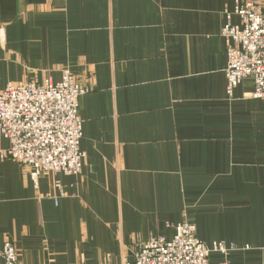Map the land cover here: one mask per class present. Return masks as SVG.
<instances>
[{"label": "crops", "instance_id": "crops-1", "mask_svg": "<svg viewBox=\"0 0 264 264\" xmlns=\"http://www.w3.org/2000/svg\"><path fill=\"white\" fill-rule=\"evenodd\" d=\"M236 3L0 0V90L65 69L87 88L81 173L35 183L0 138V264L7 240L17 264H134L185 219L234 246L210 264H264V99L227 92Z\"/></svg>", "mask_w": 264, "mask_h": 264}, {"label": "built area", "instance_id": "built-area-1", "mask_svg": "<svg viewBox=\"0 0 264 264\" xmlns=\"http://www.w3.org/2000/svg\"><path fill=\"white\" fill-rule=\"evenodd\" d=\"M233 14L240 16V24L232 22ZM222 36L228 45V94L251 78L252 97L264 99V7L255 0H237L234 11H227ZM86 91L69 69L63 70L58 82L47 77L42 83H9L0 90V138L10 143L3 155L19 162L35 183L47 173L82 172L85 153L80 148L79 100ZM174 228L171 240L151 237L138 242L134 264H210L212 252L228 254L234 249L218 241L207 245L190 220ZM1 253L5 264L18 263L12 241L4 243Z\"/></svg>", "mask_w": 264, "mask_h": 264}]
</instances>
